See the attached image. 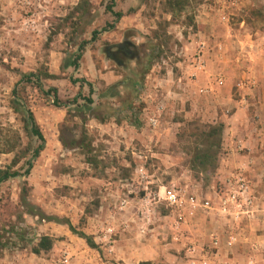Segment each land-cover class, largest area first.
Segmentation results:
<instances>
[{"label":"rangeland","instance_id":"rangeland-1","mask_svg":"<svg viewBox=\"0 0 264 264\" xmlns=\"http://www.w3.org/2000/svg\"><path fill=\"white\" fill-rule=\"evenodd\" d=\"M126 1L135 0H64L46 24V44L35 57L37 66L24 68L25 55L13 49L0 53V151L6 144L16 146L13 153L0 154V166L10 165L17 157L15 170L25 174L27 162L40 145L24 129L22 118L27 114L12 108L14 91L21 105L33 112L46 139L31 174L0 186V264H137L136 245L148 244L157 257L151 264H192L186 246L194 244L196 259H201L214 238L222 248L217 257H208L211 264H234L223 258L225 252L230 257L236 247L239 253L247 250L238 243L226 248L230 235L238 233L240 239L264 233L256 212L241 216L238 223L231 214L220 212L231 174L225 177L221 172L224 151L216 170L203 171L196 165L197 148H203L199 147L203 126L213 123L203 119L189 99L209 95L201 94V89L209 87L198 86L199 78L191 71L198 51L192 45L198 31L196 16L212 7L222 25L240 30L243 17L250 28L264 31V2L250 0L237 10L234 0H186L185 11L172 15L167 0ZM109 7L126 12V18L117 19ZM34 9L26 7L20 13L32 14ZM224 14L227 22L221 20ZM119 46L132 55L119 52ZM79 49L83 50L79 68L67 67ZM109 53L116 54L117 60ZM108 72L119 81L110 84L105 77ZM242 73L246 70L233 79L238 82ZM29 74H39L41 79L28 83L23 76ZM46 74L54 77L46 78ZM119 82L127 84L118 88L119 97H103ZM132 82H137L134 87ZM234 85L236 93L240 88ZM51 90H56L59 106L53 103L52 93L47 95ZM84 98L94 100L93 116L99 120L83 114ZM159 104L164 106L160 126L152 129L147 116L157 113ZM112 120L118 127L110 125ZM83 133L89 153L71 145L81 141ZM239 169L245 168L233 172ZM163 186L186 191L201 202L210 201L215 210H198L186 222L163 201L145 207L144 188L157 191ZM23 187L29 205L22 199ZM179 224L184 242L175 241ZM142 225L149 227L143 235ZM79 233L96 247H90ZM42 237L51 238L54 245L38 255L34 248ZM253 248L264 254L263 246L254 244Z\"/></svg>","mask_w":264,"mask_h":264},{"label":"crops","instance_id":"crops-1","mask_svg":"<svg viewBox=\"0 0 264 264\" xmlns=\"http://www.w3.org/2000/svg\"><path fill=\"white\" fill-rule=\"evenodd\" d=\"M234 2L239 10L251 1ZM253 2L263 3L264 0H252ZM63 4L64 0H0V53H10L13 49L14 52L25 55L24 68L37 66L39 60L35 57L46 44V24L53 14L57 15V9L61 10ZM26 7L29 10L35 8V11L23 15L20 10ZM119 13H122V18H126V12ZM237 16L240 17V14ZM239 22L242 27L240 30L222 25L212 7L203 9L196 16L198 31L192 34L197 36L192 40L193 50L204 44V61L208 72L191 71L199 78L198 86L214 88V91L208 96H198L195 99L190 96L189 99H192L203 119L213 124L219 122L225 125L221 172L226 177L240 167L248 171L247 175L252 182V195L255 198L253 214L256 212L258 219H261L258 227L264 230V31L250 28L243 17ZM193 65L195 68L194 62ZM242 69L246 73H242V79L236 82L233 77L237 72L240 74ZM53 70L51 73H54ZM221 74H224L225 80L224 85L219 87L217 80ZM105 77L110 84L119 81V77L113 72L106 73ZM233 85L240 88L236 93L233 92ZM110 125L118 127L115 120ZM239 148L245 149L244 152H238ZM254 244L264 247V233L258 237H253L252 234L241 236L237 246L243 245L247 251L239 253V247H236L230 257L229 251H226L223 258L226 257L234 264H249L251 260V264H260L264 260V254L255 251ZM136 247V256L139 257L137 264L153 263L157 259L150 244ZM255 249L258 250V247L255 246Z\"/></svg>","mask_w":264,"mask_h":264},{"label":"trees","instance_id":"trees-1","mask_svg":"<svg viewBox=\"0 0 264 264\" xmlns=\"http://www.w3.org/2000/svg\"><path fill=\"white\" fill-rule=\"evenodd\" d=\"M166 5L168 8V11L172 14H181L185 11L186 8V0H167ZM108 10L117 18L121 19L122 18V13H117L113 10L112 7H109ZM82 49H79L78 51V56L76 57L75 60L72 62H67V67H73L75 69L79 68V62L82 59ZM54 76H51L49 74H46V78H52ZM36 79V83L39 82L41 79V76L39 74H29V75H24L23 79L28 82V83H34L32 82V79ZM76 81V80H75ZM81 82H84V80H80ZM137 82L133 83V87L136 85ZM127 86L126 83L124 82H119L113 86H111L108 89V93L105 94L103 97H111V98H117L119 97L120 93L118 91L119 87H124ZM50 93L53 94V103L57 106L61 104V101L59 97L57 96L56 90H51V92H47V95ZM91 94H93V90H91ZM14 99L12 100V108L15 110V112L19 113L24 111L27 114V117L22 118V122L24 124V129L28 135H31L32 137H35L39 142L40 145L33 151V154L31 156V159L27 162V170L25 174H22L19 170H15V168L19 165V158H14L12 163L6 167H1L0 166V186L5 183L6 181H9L11 179H15L18 177L22 176H29L31 174V171L34 166V161L40 156L41 152L44 150L46 139L45 136L40 128V126L37 124V121L35 119V116L33 112L24 105H21V99L19 98L18 94L16 91L13 92ZM81 97V96H80ZM86 100V103L83 105V114H90L93 116V107L92 105L94 104V100L92 98H84ZM77 98L74 100V104L77 103ZM21 106V108H20ZM95 119L99 118L97 116H93ZM101 121V120H100ZM204 130L201 132V141L202 144L199 147L203 148H197L198 154L195 157V163L196 165L202 169L203 171H208V170H216L218 168V159L220 156L221 151H223L222 148V138L224 134V129L225 125L223 123H216V124H206L203 126ZM64 146H67L68 143L62 139L61 140ZM87 136L85 133H83V136L81 138V141L74 140L71 145L76 146L79 149L82 150H87L86 152L89 153L91 150L89 149L90 147L87 146ZM69 146V145H68ZM5 150L0 151V154H11L15 151L16 146L15 145H5L4 146ZM27 192V189L25 187L22 188V193H23V201L25 205H29L27 202V198L25 197V193ZM25 197V198H24ZM70 227V230L73 233H77L75 228L71 225L68 224ZM80 237L84 238L88 245L92 248H95L96 245L94 242L86 235L80 234ZM54 242L51 238L49 237H42L37 244V246L34 248V253L35 254H41L43 251H50L53 248ZM140 264H151V262H142Z\"/></svg>","mask_w":264,"mask_h":264},{"label":"built area","instance_id":"built-area-1","mask_svg":"<svg viewBox=\"0 0 264 264\" xmlns=\"http://www.w3.org/2000/svg\"><path fill=\"white\" fill-rule=\"evenodd\" d=\"M233 5L236 6L235 2ZM223 22L228 21L226 14L221 16ZM197 55L194 58L195 70L198 72H204L206 69V64L204 61V44L198 47ZM224 85L223 77L218 78L217 86L222 87ZM214 88L201 89V94H211ZM164 106L159 104L158 112L152 113L147 116V126L152 129H157L160 126L161 112ZM144 169H141V173ZM246 169H239L231 173L228 178V191L223 190V196L220 199L219 210L223 213H229L232 215L234 222L238 223L241 220V216L253 214L255 208V198L252 195V182L247 175ZM145 198L142 202L145 203V207L151 206L152 203H160L163 201L175 212H178L181 216L185 218V221L190 220L197 214L198 210L203 212L215 210L213 204L210 201L205 200L201 202L195 196L188 195L186 191L179 190L175 187H161L157 191H149L148 188H144ZM227 191V192H226ZM126 204V201L123 202ZM150 210V209H149ZM190 216V217H189ZM188 218V219H186ZM146 225L140 227V233L143 235L149 229ZM178 235L175 238L176 242L185 241L184 235H181V225L176 227ZM183 231V230H182ZM108 233H112V230H108ZM187 238V237H185ZM188 239V238H187ZM239 241L238 233H232L230 237L226 240L225 247L232 249ZM222 248V243L218 238H214L212 245L209 247L208 251H205V257L202 256L201 259H196L197 249L195 245L189 244L186 246V255L192 260V264H211L210 258L217 257L218 250ZM65 262L68 259L65 258Z\"/></svg>","mask_w":264,"mask_h":264},{"label":"flooded vegetation","instance_id":"flooded-vegetation-1","mask_svg":"<svg viewBox=\"0 0 264 264\" xmlns=\"http://www.w3.org/2000/svg\"><path fill=\"white\" fill-rule=\"evenodd\" d=\"M124 47H125V46H119V52H120L121 50H124ZM124 51L126 52V54H128V56H131V55H132V52H130L129 50L126 49V50H124ZM109 56H110L111 59H113V60H115V61L117 60V58H116L117 55H116V54H111V53H109Z\"/></svg>","mask_w":264,"mask_h":264}]
</instances>
